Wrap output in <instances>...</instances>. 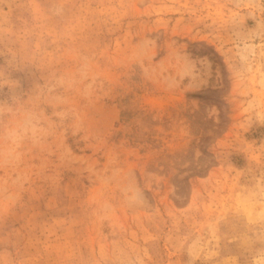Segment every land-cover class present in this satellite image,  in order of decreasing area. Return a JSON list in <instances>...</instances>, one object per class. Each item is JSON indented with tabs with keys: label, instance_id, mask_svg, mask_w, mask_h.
<instances>
[{
	"label": "rangeland",
	"instance_id": "rangeland-1",
	"mask_svg": "<svg viewBox=\"0 0 264 264\" xmlns=\"http://www.w3.org/2000/svg\"><path fill=\"white\" fill-rule=\"evenodd\" d=\"M0 264H264V0H0Z\"/></svg>",
	"mask_w": 264,
	"mask_h": 264
}]
</instances>
